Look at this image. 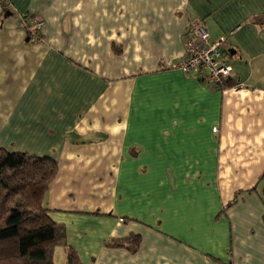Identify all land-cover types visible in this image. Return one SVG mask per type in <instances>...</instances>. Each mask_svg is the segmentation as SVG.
I'll use <instances>...</instances> for the list:
<instances>
[{
    "label": "crops",
    "instance_id": "1",
    "mask_svg": "<svg viewBox=\"0 0 264 264\" xmlns=\"http://www.w3.org/2000/svg\"><path fill=\"white\" fill-rule=\"evenodd\" d=\"M8 1L0 147L57 162L42 203L80 262L264 264V0ZM195 19L222 88L171 68Z\"/></svg>",
    "mask_w": 264,
    "mask_h": 264
},
{
    "label": "trees",
    "instance_id": "2",
    "mask_svg": "<svg viewBox=\"0 0 264 264\" xmlns=\"http://www.w3.org/2000/svg\"><path fill=\"white\" fill-rule=\"evenodd\" d=\"M6 6L0 0L3 12ZM57 169L52 158L0 147V264H55L59 245L66 249L65 264H82L65 242L64 225L51 220L42 203Z\"/></svg>",
    "mask_w": 264,
    "mask_h": 264
},
{
    "label": "built area",
    "instance_id": "3",
    "mask_svg": "<svg viewBox=\"0 0 264 264\" xmlns=\"http://www.w3.org/2000/svg\"><path fill=\"white\" fill-rule=\"evenodd\" d=\"M23 26L26 27V24L23 23ZM41 26L42 22L36 21L27 27L32 32H36ZM183 41L184 54L171 64V68L185 74H193L201 81L222 88L223 82L231 73V67L225 61L226 53L223 51L226 36L211 40L203 21L195 19L187 25Z\"/></svg>",
    "mask_w": 264,
    "mask_h": 264
}]
</instances>
